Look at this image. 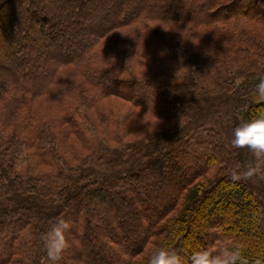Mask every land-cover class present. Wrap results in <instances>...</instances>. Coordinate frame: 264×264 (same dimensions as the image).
<instances>
[{"label": "trees", "instance_id": "16d2710c", "mask_svg": "<svg viewBox=\"0 0 264 264\" xmlns=\"http://www.w3.org/2000/svg\"><path fill=\"white\" fill-rule=\"evenodd\" d=\"M45 1L47 5L55 2L57 19L54 22L46 15ZM193 1H164L162 6L166 10L158 14L147 10L145 0L127 3L106 0L105 8L97 0H21V3L19 0H0V20L4 21L0 25V38L6 39L5 35L9 33L10 6H13L12 14H16L15 9L20 5L24 14L21 27L26 25L23 31L25 39L33 40L30 44L15 42L7 50L0 48L4 51L0 53V104L7 111L3 113L1 110L0 113L1 264L8 261L11 264H48L40 237L57 217H64L75 225L69 237L74 247L70 245L67 248L61 264H114L104 252L107 250L115 255L120 247L121 257L116 260L117 264H146L149 252L161 244L170 246L186 259L194 250L217 247L216 242L242 243V256L247 264H253L257 257L264 256V178L233 182L228 174L231 166L244 162L249 156L245 149L230 147L232 129L243 121L242 115L247 121L264 114V98L254 94L253 100L247 101L240 91L244 83L243 69L249 73L252 70L253 80L257 81L262 72L259 65L264 57L258 58L255 54L244 65L243 62L227 61L226 72H219L220 80H214V87L206 83L204 75H189L190 63L182 68L191 111L189 121L180 126L179 134L177 132V136L172 138L160 136L158 141L148 139L133 145H126L121 138L116 144L100 139L97 149L85 154L72 146L64 150L66 152L54 146L57 138L52 140L48 136L50 123L45 120L38 126L34 125L36 128L47 126L36 132L38 139L26 132V125L22 124L25 119L9 125L12 118L19 117L21 107L32 106L36 96L60 95L52 83L64 67L79 68L86 81L103 95H117L136 106L153 107L159 118L176 116L177 103L183 101L177 98L175 102L171 98L169 82L165 87L161 78L154 83L146 81L136 74L135 68L124 65L117 55L106 64H97L95 59L102 48L99 44H104L112 31L126 26H144L153 31V35L165 38L169 45H173V38L166 37L154 21L201 25L229 21V26H243L241 20L248 17L264 23V0H203L200 3L196 0L197 7L192 5ZM184 2H189L187 7L191 10H187ZM78 8L82 10L79 15L71 13ZM111 13L114 18L109 23L102 21L96 28L87 27L94 24L99 14L104 17ZM69 16L73 18L72 32H78L82 37H63V29L57 21L60 17ZM45 30L50 34L38 40V32ZM136 31L140 34L138 29ZM64 45L79 47L65 55ZM180 45L176 44L177 47ZM10 50L13 59H10ZM54 54H59V57L49 68L47 59ZM14 61L15 65H11ZM120 64L129 73H111V66ZM39 69L43 70L41 78L37 75ZM236 72L238 76L234 77ZM243 100L246 103L243 104ZM187 109H182L183 113ZM202 111L209 112V116L214 114L213 124L200 125L197 120ZM70 120L74 121V117H69L68 128L71 124L75 128L81 125ZM49 141L54 144L50 146ZM189 151L196 152L193 154L197 160L190 162L185 156L192 153ZM34 152L40 155L34 159L36 164L32 159ZM170 152L181 154L183 158ZM171 174L177 179L173 183L168 180ZM148 177H158V186L149 185L146 182ZM137 183L140 186L135 187L133 193L139 198L141 212H145V216L138 219L134 216L136 214L130 215L136 217L134 232H145L132 241L130 228L125 232L119 224L121 222L112 219V214L116 205L128 210L133 208L134 197L127 195L124 189H117L111 193L117 199L114 202L109 199L108 192L113 185L131 187ZM164 189L167 192H163ZM141 192L144 193L142 198ZM151 207L155 212L153 219L148 218V208ZM97 211H104L102 215L105 217L94 223ZM95 228L105 229L102 242L96 236L90 238L89 234ZM5 237L6 242L3 241ZM2 241L8 244L7 248ZM94 241L103 243L105 250H97L76 263L73 260L76 255L71 253V249H76L77 254L80 248L76 244L80 243L85 248Z\"/></svg>", "mask_w": 264, "mask_h": 264}, {"label": "rangeland", "instance_id": "374dc122", "mask_svg": "<svg viewBox=\"0 0 264 264\" xmlns=\"http://www.w3.org/2000/svg\"><path fill=\"white\" fill-rule=\"evenodd\" d=\"M20 1L21 0H19V3H21ZM123 1H126V3L131 2V0ZM164 1L167 0H145V6L147 10L160 14L166 10V8L162 6ZM197 1L200 3L203 0ZM105 2L106 0H97L98 4L100 3L104 6L103 8L106 7ZM51 3H53V5L55 4L54 1ZM188 3L184 2L183 5L187 10H191V8L187 7ZM198 3L195 0L192 5L197 7ZM48 4L49 5H47L46 1L44 2V8L47 11L46 15H48L50 21L54 22L57 19L55 17L57 12L50 2ZM12 9L13 6L11 5L9 8L11 14L8 17L9 21L7 23L9 26V33L5 35L6 39L2 36V38H0V48L6 50L10 46L16 44L15 42L33 43V40L25 39L23 31L26 29V25L21 27L23 24H21L20 21L24 14H22L20 5H17L15 9L16 14H12L14 13ZM81 12V8H78L71 13L77 16ZM99 16L100 17L95 18L93 25L87 27L96 28V26L102 21L104 23H109L114 18L113 13L104 17L101 14H99ZM72 19L73 18L70 16L62 19L60 17V21H57L61 30L63 29V37L73 35L80 36L78 35V32H72L74 26V24H72ZM241 21H243V26H229V23H227L229 21L212 25H201L176 21L159 22L157 20L153 23L160 27V29L166 34V37L173 38V41L175 42L173 45H169L165 38L166 41L163 38L153 35V31L151 32L149 29L141 25L126 26L114 30L108 35L106 40H104V44H99V47L102 46V48L95 59L97 64H106L109 59H112L114 55H117L118 59L122 58L124 65L135 68L136 70L134 71L136 74L145 78L146 81L154 83V81H157V78H161L165 87H167V82H169V86L172 89L171 98H173L175 102L177 98L179 101H183L182 103H177L178 112L176 116L174 115L175 117L173 116L171 119L159 118L155 115V109L153 107H139L120 96L103 95L98 89L94 88L86 81L85 74L83 76L79 68L64 67L60 69L58 76L52 83V85L60 91V95L58 97L47 96L49 94H40L36 96V101L32 103V106L21 107L18 110L19 117L12 118L9 125H15L16 122L19 121L20 123L25 119V122L22 124L26 125V132L30 136H35L36 132L42 127L47 128V126H41L39 128L35 127L38 126L41 121L45 120L50 123L48 125V136L52 140L53 138H57L55 144L53 141H51V143L49 141L50 146L53 144L54 146H59L60 151L63 152H66L64 150H69L70 146H72L79 149V153L85 154L92 151L93 148L97 149L95 147H97L100 139H105L110 144H116L119 142V138H121L124 139L126 145H133L135 143L140 144L142 142H147L148 139L151 141H158L160 136H164V138L165 136L169 138L175 137L177 136V132L179 134L180 126L185 125L189 121L191 111V103L188 100L190 97L187 96L189 92L186 89L188 86L183 82L185 80V74L183 70H181L182 68L189 66L188 63H190L188 69L189 75H194V73L204 75L207 80L206 83L210 84L211 87H214V80H220L218 77L220 76L219 72H226L225 66L227 61H235L237 64L243 62L244 65L245 61H251L255 54H257L256 57L258 58L264 57V23L257 21L255 18L248 17H243V20ZM2 23H4V21L0 20V25ZM67 28H70V30L68 29L69 31H66L65 29ZM135 28L140 31V34L137 33ZM49 30L39 31L37 34L38 40L46 38L50 34ZM105 43L107 45H105ZM108 43H110V46ZM176 44L182 45L177 47ZM78 47L79 46H71L68 48L64 45L63 50L66 55L67 53H70V51H75ZM1 52L4 51H0V53ZM9 52V54H12L9 55L11 56L10 59H13V53L11 50ZM58 55L59 54H54L47 59V65L49 68L52 67V65L54 66L59 57ZM141 56H145V58ZM33 57L34 56H32V58ZM195 58L197 60H195ZM191 63L194 64L191 65ZM123 64L110 65L111 73L118 72L121 75L129 73ZM11 65H15V61L12 62ZM259 66H261L260 69H262V72L257 75H264V61ZM251 71L252 70H250L249 73V71L243 69L244 83L242 85L243 87L240 89V91H243L241 96H243V98L245 97L247 101L253 100L252 96L255 94V85L258 81L253 80ZM256 71L259 72V70ZM140 72L143 74H140ZM37 75L38 78L43 77V70L39 69ZM138 75L137 77H139ZM235 76H238L237 72L234 77ZM237 96L234 97V100ZM246 100H243V104L246 103ZM186 107L188 109L183 113L182 109ZM3 109L4 108L1 107L0 104V113H2L1 110ZM4 112L7 111L3 110V113ZM163 115L165 116V114ZM209 115V112H201V116L197 120L201 126H206L204 123L213 124L212 118L214 114L211 116ZM69 117H74V121L70 120L71 122L76 123V121H78L81 125L78 128H75L70 123L71 128H68L70 127L68 126ZM241 119L244 121L243 115L241 116ZM80 129L81 132H78ZM35 137L38 139L39 135H36ZM189 152L192 153H186L185 156H187L190 162L195 159L197 160V157L193 154H196V152ZM170 153L174 156H178V158L181 156V154L179 155L176 152ZM37 157H40L39 153L34 152L32 157L34 164H36L34 159H37ZM181 161H183V159H181ZM168 180L173 183L177 179L175 180L171 174L169 175ZM146 182L149 185L152 184L156 186L160 183L158 177H148ZM139 186L138 183L131 187H128L126 184H118L111 186L112 188H109L108 192V195L110 196V198L109 196L108 198L114 202L117 201V199L111 196V193L117 189H124L126 190L127 195L134 197L135 204L132 206L133 208L128 210L116 205L115 213L112 214V219L120 221L121 223L119 224H121V228L125 232L130 228L131 235L129 237H131L130 240L132 241H134L138 235H142L145 232V230L134 232L135 227L133 225L136 217H138V219H144L145 216V212H141L142 206L139 202V198L133 193V189H135V187L138 188ZM251 188L252 186L250 189ZM174 190L176 189L174 188ZM164 191L166 190L164 189L163 192ZM143 195L144 193L141 192L140 197L142 198ZM161 195H163V193H161ZM148 209L149 212L148 210L147 212L150 215L148 218H155V215H153L155 212L152 207ZM96 213L93 222L99 223L102 221V218L105 217L102 215L104 211H101V213L97 211ZM130 214H136L134 215L136 217H131ZM104 233L105 229L95 228L89 236L90 238L96 236L102 242L105 237ZM3 241L6 242V237ZM4 242L2 245L7 248L8 244ZM102 244L103 243H100L99 241H94L88 243L85 248L82 247V244L80 243L76 244L80 250L76 254V249H71V253L76 255L73 256V260L78 263L83 261L86 256L92 255L97 250L104 251L105 248ZM70 245L73 246L72 240H70ZM215 245L219 247L222 243L216 242ZM121 250L120 247L118 253L115 255L107 252V250H105L104 253L108 254V258L111 259L114 264H117L116 260L121 257ZM4 258H7V254L6 256L4 254ZM5 264L11 263L8 261ZM59 264L61 263L59 262Z\"/></svg>", "mask_w": 264, "mask_h": 264}, {"label": "clouds", "instance_id": "9594fccd", "mask_svg": "<svg viewBox=\"0 0 264 264\" xmlns=\"http://www.w3.org/2000/svg\"><path fill=\"white\" fill-rule=\"evenodd\" d=\"M255 95L264 98V75L255 85ZM232 149H245L249 154L244 162H236L229 169L233 182L264 178V114L242 121L232 129L229 141ZM73 224L64 217H57L44 232L41 242L48 264H59L70 245ZM244 245L225 242L219 247H204L192 251L187 259L166 244L154 247L148 254L146 264H247L242 256ZM253 264H264V256Z\"/></svg>", "mask_w": 264, "mask_h": 264}]
</instances>
